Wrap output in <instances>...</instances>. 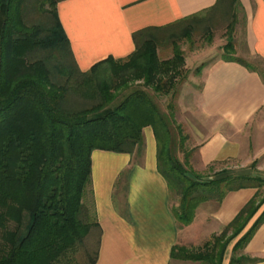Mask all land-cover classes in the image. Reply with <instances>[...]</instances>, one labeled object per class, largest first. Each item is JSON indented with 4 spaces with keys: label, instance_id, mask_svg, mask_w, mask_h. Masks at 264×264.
<instances>
[{
    "label": "trees",
    "instance_id": "trees-1",
    "mask_svg": "<svg viewBox=\"0 0 264 264\" xmlns=\"http://www.w3.org/2000/svg\"><path fill=\"white\" fill-rule=\"evenodd\" d=\"M60 1L0 0V264H95L101 230L85 203L91 156L142 155L146 128L153 131L157 170L170 199L178 198L177 205L170 203L178 228L189 226L204 203L218 206L229 193L256 190L202 253L175 246L171 260L223 264L238 238L229 264H252L242 251L264 213L242 233L264 206V180L231 176L226 169L197 175L178 161L180 128L173 110L180 59L160 61L156 51L220 20L236 24L239 1L217 0L203 13L136 32L129 57L108 58L86 72L79 70L59 21ZM46 4L51 10L42 25L35 24ZM232 48L229 36L224 49ZM223 61L251 68L232 57Z\"/></svg>",
    "mask_w": 264,
    "mask_h": 264
},
{
    "label": "crops",
    "instance_id": "crops-1",
    "mask_svg": "<svg viewBox=\"0 0 264 264\" xmlns=\"http://www.w3.org/2000/svg\"><path fill=\"white\" fill-rule=\"evenodd\" d=\"M238 1L244 45L248 58L258 66L221 61L207 70L200 110L222 127L200 146L198 158L205 167L233 162L225 168L229 175L264 180V0ZM216 2L62 0L57 13L75 62L86 72L108 58L129 57L135 50L136 32L179 22L211 9ZM144 138L140 156L99 151L91 156L85 203L101 230L95 264H173V247H199L219 235L256 194L255 189L229 193L205 218L195 215L189 226L178 228L170 211L169 188L157 170L156 141L150 128L144 130ZM262 213L264 206L242 234ZM236 240L228 246L223 264H229ZM242 253L254 260L252 264H264V223Z\"/></svg>",
    "mask_w": 264,
    "mask_h": 264
},
{
    "label": "rangeland",
    "instance_id": "rangeland-1",
    "mask_svg": "<svg viewBox=\"0 0 264 264\" xmlns=\"http://www.w3.org/2000/svg\"><path fill=\"white\" fill-rule=\"evenodd\" d=\"M50 10L46 4L38 14L42 18ZM43 20V18L42 20L39 18L35 24L42 25ZM230 24H233L231 18L220 20L208 28L198 29L188 35L178 36L170 43L160 44L156 50L160 61L171 60L175 55H179L180 60L177 67L181 75L177 79V96L173 110L175 124L180 128V136H177L176 158L187 171H193L197 175L212 176L211 172H219L234 164L233 162H227L226 165L215 163L205 167L198 158L200 146L208 141L217 132V129L222 127L220 122L215 119H207L201 113L200 93L204 75L208 69L223 61V58L227 56L248 62L255 67L258 66L257 61H251L248 58L244 45L243 21L240 12H237L236 24L229 28ZM229 36H231L233 48L225 51L224 47L228 43ZM163 105L165 110V100H163ZM170 202L171 205H177L178 198L172 195ZM215 206L214 202L204 203L198 207L195 215L203 219ZM202 246L183 247L188 253H202ZM173 264L200 263L175 261Z\"/></svg>",
    "mask_w": 264,
    "mask_h": 264
}]
</instances>
